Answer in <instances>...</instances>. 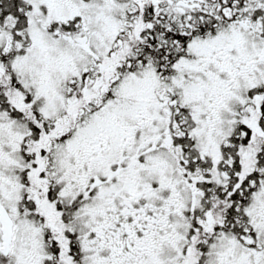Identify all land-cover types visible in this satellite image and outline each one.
Returning <instances> with one entry per match:
<instances>
[{"label": "snow or ice", "instance_id": "obj_1", "mask_svg": "<svg viewBox=\"0 0 264 264\" xmlns=\"http://www.w3.org/2000/svg\"><path fill=\"white\" fill-rule=\"evenodd\" d=\"M0 264H264V0H0Z\"/></svg>", "mask_w": 264, "mask_h": 264}]
</instances>
